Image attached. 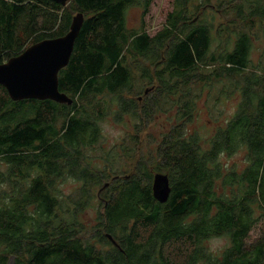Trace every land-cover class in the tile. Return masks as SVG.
Here are the masks:
<instances>
[{
    "label": "trees",
    "instance_id": "obj_1",
    "mask_svg": "<svg viewBox=\"0 0 264 264\" xmlns=\"http://www.w3.org/2000/svg\"><path fill=\"white\" fill-rule=\"evenodd\" d=\"M153 2L0 0V64L85 17L59 73L71 105L13 101L0 86V264H264V47L258 64L251 58L264 41V0H174L155 34L130 28L128 10L144 19ZM140 60L154 71H138ZM139 83L156 86L142 106ZM204 91L217 104L240 96L208 137L192 126ZM161 113L167 126L144 152L135 136ZM126 114L140 127L123 156L138 160L119 176L89 152L101 123ZM156 174L170 180L166 203L154 197ZM68 178L80 185L65 196ZM91 207L94 225L82 217ZM221 237L228 246L213 251L209 241Z\"/></svg>",
    "mask_w": 264,
    "mask_h": 264
},
{
    "label": "rangeland",
    "instance_id": "obj_2",
    "mask_svg": "<svg viewBox=\"0 0 264 264\" xmlns=\"http://www.w3.org/2000/svg\"><path fill=\"white\" fill-rule=\"evenodd\" d=\"M174 0H154L150 7V11L147 16L143 19L142 9L139 7H132L127 12V24L130 28H141L143 25L148 31L149 34L153 35L159 31L167 18V15L173 9ZM221 21H216V24H219ZM264 47V41L258 40L254 44V48L251 54L252 61L254 64H258L262 59L261 51ZM138 63V64H137ZM137 65V70L139 71V65L147 67L149 71H154V68L144 60H140L135 63ZM136 70V71H137ZM143 83H139L136 87L137 93L134 94L136 100H138L139 105H145L149 102L150 98L154 97L156 86H151ZM217 87L215 89V96L219 95L221 84H215ZM208 92L204 91L199 101L198 117L194 124L193 128H196L201 136L208 137L214 132L215 123L217 120L223 121L232 117L236 112V109L240 103V96L235 94L226 100H221L217 104V100L214 98H209ZM217 107V108H216ZM167 117L168 115L161 113L158 115L155 123L152 122L149 129H145L142 133L136 135L137 126L140 124L138 119H135L131 115H127L121 121H117L113 116H110L108 119L104 120L101 123L102 137L100 139L99 145L97 146L96 152H89V155L92 157L95 166L102 169L107 167L111 169L113 174H118L119 176L123 173L125 175L132 174L134 172V167L137 164V160L131 157L123 156V149L129 146V135H136L137 141H143L144 152L148 151L147 143L148 136H158L161 128L167 126ZM140 127V126H138ZM140 138V139H138ZM146 139V141H144ZM136 140H133V142ZM135 145V143H134ZM134 147V146H132ZM127 149V148H125ZM133 151V150H131ZM243 155L237 154L234 157L228 159L230 163L237 162L239 163L242 160ZM224 162H227V159H223ZM131 166V168L129 167ZM125 168V172H122V168ZM79 183L74 181L72 178H68L66 182L62 184V193L63 195H69L75 192L79 188ZM85 222H88L90 225H94L96 211L94 207H91L84 213L82 216ZM258 232L256 231L253 235L256 237ZM229 244L228 238L221 237L215 238L209 241L208 246L213 251H222Z\"/></svg>",
    "mask_w": 264,
    "mask_h": 264
},
{
    "label": "water",
    "instance_id": "obj_3",
    "mask_svg": "<svg viewBox=\"0 0 264 264\" xmlns=\"http://www.w3.org/2000/svg\"><path fill=\"white\" fill-rule=\"evenodd\" d=\"M54 1L63 6L70 2ZM84 21V15L78 13L66 35L35 43L19 56L0 64V86L7 90L13 101L36 99L69 105L73 103V100L59 89V73L70 63ZM153 193L160 203L169 200L171 186L167 175H155Z\"/></svg>",
    "mask_w": 264,
    "mask_h": 264
}]
</instances>
